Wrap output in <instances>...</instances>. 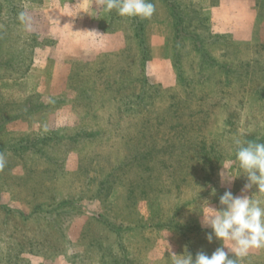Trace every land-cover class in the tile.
Segmentation results:
<instances>
[{"label":"rangeland","instance_id":"374dc122","mask_svg":"<svg viewBox=\"0 0 264 264\" xmlns=\"http://www.w3.org/2000/svg\"><path fill=\"white\" fill-rule=\"evenodd\" d=\"M151 2L0 0V264H175L223 246L225 191L264 206L234 144L264 143V0Z\"/></svg>","mask_w":264,"mask_h":264},{"label":"clouds","instance_id":"9594fccd","mask_svg":"<svg viewBox=\"0 0 264 264\" xmlns=\"http://www.w3.org/2000/svg\"><path fill=\"white\" fill-rule=\"evenodd\" d=\"M102 4L105 11L115 9L121 17L146 19L155 12L151 0H102ZM18 19L26 28H30L25 12L21 11ZM234 144L239 168L247 177L242 191L255 186L256 191L264 193V143H242L237 139ZM5 165L6 158L0 153V169ZM225 175V172L220 173L222 181L226 180ZM219 203L222 206L220 210L213 209L211 213L203 215L202 227L212 230L206 236L209 243L215 238L222 241L223 246L216 248L210 256L202 251L195 258L190 253L177 255L180 258L175 264H238V260L246 257L251 249L264 248V206H261V202L246 195L234 196L231 191H225ZM227 242H230V246ZM230 253L234 254V258H230Z\"/></svg>","mask_w":264,"mask_h":264}]
</instances>
